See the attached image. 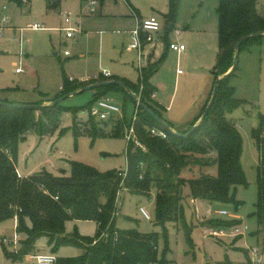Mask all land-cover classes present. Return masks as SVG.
Returning <instances> with one entry per match:
<instances>
[{
  "label": "rangeland",
  "instance_id": "obj_1",
  "mask_svg": "<svg viewBox=\"0 0 264 264\" xmlns=\"http://www.w3.org/2000/svg\"><path fill=\"white\" fill-rule=\"evenodd\" d=\"M113 1L104 0L101 4L99 1L96 11L90 13L84 0H24L21 8L0 0V100L14 105L35 103L49 106L51 102L43 105L44 99H52L60 93L64 78H97L103 71L130 83L137 82V53L127 51L131 44L128 34L135 28V17L121 0ZM127 1L138 12L139 20L156 16L164 22L162 17L169 11L168 0ZM217 6L218 0L180 2L175 29L182 34L180 41L186 51L181 55L167 52L152 78V84L158 90V101L169 107L168 114L173 121L175 118L189 121L187 119L200 113L203 91L212 81L211 71L218 50ZM256 8L263 15L264 0H257ZM67 13L72 20L67 27L76 34L81 33L75 36V42L65 38L64 30L59 31L60 17ZM3 18L5 22H2ZM32 25H38L40 29H30ZM157 38L155 36L154 53L145 50L143 54L145 59L150 54L154 55L153 64H149L151 68L165 52L163 42ZM172 39L176 40L175 36ZM236 66L228 83L235 90L234 98L242 105L227 115V119L235 124L242 140L240 165L247 186L236 188L235 199L241 203L238 211L235 212L231 204L193 200L186 185L182 189V218L162 228L155 223V191L151 192L150 198L124 190L117 195L115 227L136 230L141 234H157L158 256L164 254L169 264H217L225 260L232 264H246L244 249L256 247L264 251V231L260 230L253 215L257 202L258 154L251 138L252 130L264 120V39L259 46L240 52ZM16 70H20L19 73ZM107 95L112 97L113 103L125 104V121L130 123L133 103L125 101L123 95ZM93 97L94 90L86 91L66 98L60 105L67 109L81 108L88 103L93 104ZM72 116L70 112H63L54 132L42 137L28 133L18 143L16 168L20 174L44 171L53 177H68L72 162L100 173L126 170V136L113 138L109 135V124L94 120V123H100L102 136L91 137L85 133L74 136L69 130ZM88 118V110L77 113L79 131L89 130ZM62 129L66 132L59 135ZM140 208L148 213V221L141 215ZM219 211H225L229 216H219ZM230 216L240 218L241 224L247 228L246 234L221 242L213 240L209 232L218 229L210 228L208 221L220 219L229 222L232 221ZM65 229L68 235L77 232L86 238H94L97 233L92 222L68 221ZM15 231L13 219L0 222V264H35L27 257L31 253L15 261L6 257L5 251L13 254L16 249L2 240L13 239ZM40 243L42 247L47 246L45 238L36 244ZM80 253L78 248L63 246L55 256L74 258ZM49 255H52L50 251Z\"/></svg>",
  "mask_w": 264,
  "mask_h": 264
},
{
  "label": "trees",
  "instance_id": "obj_2",
  "mask_svg": "<svg viewBox=\"0 0 264 264\" xmlns=\"http://www.w3.org/2000/svg\"><path fill=\"white\" fill-rule=\"evenodd\" d=\"M5 1L19 8L24 4V0ZM256 2L257 0H218L216 8L218 51L215 66L211 71L213 83L210 96L216 79L231 69L236 44L246 36L264 34V14L258 13ZM179 3L180 0H168L169 11L167 16L163 17L165 52L160 61L152 66L153 68L149 66L147 70L142 69L141 80L139 79L136 84L119 78L107 79L103 76L98 80L122 82L133 95L139 94L141 103L162 120H164L162 115L164 110L153 100L155 88L151 86L149 80L159 70V65H162L166 57L169 46L168 35L174 30ZM262 39L264 36L245 40L240 45L239 53L259 46ZM142 43L144 44V40ZM236 68L237 66L218 83L215 99L204 121L186 137L183 135L196 125L210 96L200 115L193 119L185 131L166 130L139 108L135 137L144 151L132 144L127 145L124 178H122L123 172L100 173L76 162L70 164L68 177H53L44 171L26 178L19 177L15 166L18 143L22 142L28 133L42 137L54 132L59 127L63 112H70L73 115L69 130L74 136L85 133L97 137L102 136L103 133L98 126L100 123H94L93 118L87 120L90 124L89 130L79 131L77 113L89 110L92 103L75 109L63 108L60 104L15 108L2 106L1 103L14 104L0 100V222L16 219L15 232L21 236L17 250L13 254L5 251L6 257L13 261L22 259L34 252L35 244L39 239L45 238L52 255L63 246L75 247L82 251L81 255L74 258L56 257L55 264H169L164 254L158 256L157 234H141L136 230H119L115 227L117 195L122 190L146 198H150L151 192L155 191V223L162 228H165L166 224L177 223L182 218V189L186 185L193 200L231 204L237 212L241 203L235 199L236 188L246 187L247 183L240 165L242 140L235 124L227 119V115L242 105L234 98L235 90L228 83L234 76ZM96 82L88 81L80 84L77 80L64 78L60 93L51 102L77 92L83 88V85H92ZM108 93H121L125 101L134 102V99L117 85L94 90L93 101ZM30 105L41 106L35 103ZM108 123L111 124L110 136L119 138L124 135V129L127 127L125 118ZM263 126L262 119L259 127L251 133L258 154L257 202L253 215L262 232L264 231ZM169 127L172 129L170 125ZM153 128L163 131L166 139L152 136L150 130ZM65 132L66 129H62L59 135ZM230 217L232 221L223 222L215 219L209 220L208 225L214 229L242 225L239 218ZM68 221L94 222L97 225L96 236L80 237L77 232L68 235L65 231V224ZM243 252L246 263H249L248 250L244 249ZM217 264L232 263L225 260Z\"/></svg>",
  "mask_w": 264,
  "mask_h": 264
},
{
  "label": "built area",
  "instance_id": "obj_3",
  "mask_svg": "<svg viewBox=\"0 0 264 264\" xmlns=\"http://www.w3.org/2000/svg\"><path fill=\"white\" fill-rule=\"evenodd\" d=\"M122 1V0H121ZM88 11L90 13H94L96 11V8L98 6L99 0H86ZM135 21L136 25L134 30L131 32V44L128 46V50H134L138 54V75L139 79H142V67H141V52L142 48L145 44H150L153 42V35L158 34L160 31L163 30L164 24L163 22H160L155 17H150L148 19L139 20L135 15ZM2 22H5V19H2ZM63 22L66 25H69L71 23V18L68 16V14L63 15ZM33 30H39L40 27L38 25H32L29 27ZM64 33L67 39L74 40V33L75 31L71 28L65 27ZM173 34L178 37L180 35V32L177 30H173ZM142 40H144V44L142 43ZM168 50L171 52L176 53L177 55L182 54L185 51L184 45L176 42H170L168 46ZM20 70H16V73H19ZM102 76L104 78H110V74L107 71L102 72ZM134 99V107H133V116L131 118L130 123L127 124V127L124 129V136H126L127 139V145H134L136 148H140L144 151L143 146L137 141L135 137V123L137 121V114L139 112V106L138 102L140 101V96L133 95ZM89 118H93L96 121L99 122H107L109 120H114L115 118L122 119L123 111L120 106L113 103L112 99L109 97H102L98 100H96L91 108L88 110ZM150 134L152 136L166 139V134L158 129H151ZM125 177V171L122 173V178ZM118 207V204L116 205ZM140 213L143 216L145 220H149L150 217L148 213L140 208ZM118 214V212H115V216ZM218 215L220 216H229L227 212L225 211H219ZM234 218V217H233ZM247 228L246 226H236L233 228H224V229H218L210 231V237L215 240L219 241L221 239H229L234 237H243L244 234H246ZM2 242L4 244H12L14 248L18 246L19 238L14 235L13 239H6L3 238ZM248 250V256H249V263L246 264H264V251L261 249H258L256 247L249 248ZM35 264H55V257L53 255H35L31 257Z\"/></svg>",
  "mask_w": 264,
  "mask_h": 264
},
{
  "label": "crops",
  "instance_id": "obj_4",
  "mask_svg": "<svg viewBox=\"0 0 264 264\" xmlns=\"http://www.w3.org/2000/svg\"><path fill=\"white\" fill-rule=\"evenodd\" d=\"M100 1V0H99ZM104 1V0H103ZM103 1H100V4L101 3H103ZM109 1H111L112 2V0H109ZM84 2H86V0H84ZM113 2H117V0H115V1H113ZM122 2L127 6V8H128V10L130 11V13H131V16L134 18V15L138 18V19H140V17H139V14H138V12H136L132 7H131V5L129 4V2L127 1V0H122ZM180 2H181V0H180ZM49 6H51V4L49 5ZM179 6H180V3H179ZM178 11H179V7H178ZM68 14V13H67ZM63 15H65V14H63ZM63 15H61V17H60V21H59V31L60 32H63V29L65 28V27H67L68 25H66L64 22H63ZM68 16L70 17V15L68 14ZM177 16H178V13H177ZM156 17V16H155ZM160 22H161V18L159 19L158 17H156ZM163 18V17H162ZM176 19H177V17H176ZM135 20V19H134ZM175 23H176V20H175ZM175 23H174V26H173V28H174V30H176L175 29ZM72 24V20H71V23L69 24V26ZM132 32V31H131ZM131 32H129V34H128V36H129V38L131 37ZM63 35L65 36V33L63 32ZM76 35H81V33H78V34H76V33H74V40L76 41ZM182 34L180 33V35L178 36V37H176L174 34H173V31L172 32H170L169 33V35H168V42L170 43V42H178V43H180V44H182V42L180 41V36H181ZM155 36L156 37H158L157 39H160V41L161 42H163V37H164V29L162 30V31H160L158 34H155V35H153V42L152 43H148V44H145L144 46H143V48H142V52H141V67H142V69H146V68H148V66H149V64H153V61H154V55L153 54H150V55H148V57L145 59V56L143 55L144 54V51L145 50H147L148 52H152V53H154V50H155V48H156V44H157V41H155ZM172 36L174 37L175 36V38H176V40H174V39H172ZM65 38H66V36H65ZM67 39V38H66ZM70 40V39H69ZM130 42H131V39H130ZM163 44H164V42H163ZM164 46H165V44H164ZM127 51L128 52H134V53H137L136 51H134V50H128V48H127ZM185 51H186V48H185ZM218 51V50H217ZM147 52V53H148ZM167 52H169V50L167 49ZM181 55V54H180ZM216 55H217V53H216ZM144 59H145V62H144V65L142 66V64H143V61H144ZM136 61H137V66H138V54H136ZM138 68V67H137ZM157 73V72H156ZM155 73V74H156ZM154 74V75H155ZM153 75V76H154ZM102 76V73H101V75L99 76V77H97V78H84L83 80H77V81H81V82H88V81H97V82H99L98 80L100 79V77ZM153 76L150 78V80H149V83L151 84V86H153L154 88H155V93H154V95H153V100L160 106V107H162L163 108V112H162V115H163V119L171 126V130L172 131H185L186 129H188V127H189V125H190V123L193 121V119L194 118H196L197 116H199L200 115V113H201V111H202V108L204 107V105H205V103H206V100H207V98H208V94L210 93V91H211V88H212V83H213V78H212V81H210V83L206 86V88L204 89V91H203V96H202V104L200 105V108H199V110H200V113L197 115V116H195L194 118H192V119H187V120H189V121H185V122H183L182 121V119H174V121L172 120V118H170V115L168 114V111H169V107H164L163 105H161V103L158 101V98H159V94H158V90H157V88L152 84V78H153ZM112 78H118V77H116V76H111ZM211 77H212V75H211ZM98 79V80H97ZM119 79H123V78H119ZM73 80H75V79H73ZM123 80H125V79H123ZM127 81V80H126ZM96 82V83H97ZM138 82V81H137ZM137 82H131V84H136ZM114 95H118V96H120V95H122L121 93H114ZM109 95H106V97H108ZM54 98V97H53ZM52 98V99H53ZM109 98H111L112 99V97L111 96H109ZM52 99H44V102H43V105H48L50 102H51V100ZM133 103V107H134V102H132ZM115 104H117L118 106H120L118 103H115ZM121 108H123V111H124V113H125V105L123 106H120ZM125 114H123V116H124ZM124 118H125V116H124ZM61 119V118H60ZM117 119H119V118H115L114 120H109V121H107V123L108 122H112V121H116ZM96 121V120H95ZM96 122H98V121H96ZM182 122V123H181ZM109 124V126H111V124L110 123H108ZM111 130V129H110ZM123 134H124V132H123ZM124 136V135H123ZM16 166V165H15ZM16 172H17V174H18V176L19 177H21V178H26V177H28V176H30V175H33V174H26V175H22V174H20L19 172H18V170H17V168H16ZM212 174H213V172H212ZM237 217V216H236ZM237 218H239V217H237ZM240 219V218H239ZM14 221H15V229H16V219H13ZM73 222H75V223H82V222H80V221H73ZM92 223H94V222H92ZM95 224V223H94ZM96 225V224H95ZM96 229H97V225H96ZM65 231H66V229H65ZM15 235L19 238V240L21 239V236L19 235V234H17L16 232H15ZM46 240V239H45ZM47 241V240H46ZM37 243V242H36ZM17 248H18V246L16 247V250H17ZM15 250V251H16ZM82 254V251H81V253H80V255ZM35 255H49V248L46 246H44L43 245V247H42V245H41V243L40 244H35V250H34V252H32L31 253V255H28L27 257H28V259H30L31 261H33L34 262V260L31 258L32 256H35ZM55 258H56V256L55 255H53ZM35 263V262H34Z\"/></svg>",
  "mask_w": 264,
  "mask_h": 264
},
{
  "label": "water",
  "instance_id": "obj_5",
  "mask_svg": "<svg viewBox=\"0 0 264 264\" xmlns=\"http://www.w3.org/2000/svg\"><path fill=\"white\" fill-rule=\"evenodd\" d=\"M256 36H264V34H252L251 36H246L244 38H242L235 46V55H234V59H233V64H232V67L231 69L226 73L224 74L223 76H220L216 79L215 83H214V86H213V89H212V92H211V96L209 98V101L203 111V113L201 114L200 118L198 119L197 123L195 126H193L189 132L186 134V135H183V137H186L188 136L199 124H201L207 113L209 112L212 104H213V101L215 99V96H216V90H217V86H218V83L225 79L232 71L233 69L236 67V62H237V57H238V54H239V48H240V45L247 39L249 38H252V37H256ZM109 85H117L119 86L120 88H122L129 96H131L133 99H134V96L133 94L131 93V91L127 88L126 85H124L122 82L120 81H107V82H99V83H95V84H92V85H88L86 87H83L81 89H79L77 92L75 93H72V94H69L68 96L66 97H61V98H58L56 100H54L53 102H51L50 106H56L60 103H62L66 98H69V97H72V96H75V95H78V94H81V93H84L86 91H91V90H96V89H99L101 87H105V86H109ZM134 101H136L134 99ZM2 106H6V107H15V108H30V107H43V106H34V105H9V104H4V103H1ZM138 106L139 108H141L143 111H145L146 113H148L151 117H153V119L155 121H157L163 128H165L166 130H169V131H172L169 127V125L162 119H160L159 117L155 116L154 113L152 111H150L143 103H141V101L138 102ZM173 132V131H172ZM175 133V132H174Z\"/></svg>",
  "mask_w": 264,
  "mask_h": 264
}]
</instances>
